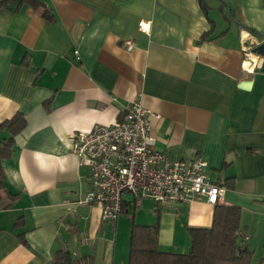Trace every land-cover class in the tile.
Here are the masks:
<instances>
[{
	"label": "crops",
	"instance_id": "1",
	"mask_svg": "<svg viewBox=\"0 0 264 264\" xmlns=\"http://www.w3.org/2000/svg\"><path fill=\"white\" fill-rule=\"evenodd\" d=\"M41 1L52 19L28 3L0 12V122L17 112L27 120L3 159L5 185L20 196L0 205V264H52L59 248L91 259L83 264H128L133 223H159L160 249L175 253L190 250L189 228L212 226L215 205L205 199H144L117 221L77 204L89 183L72 133L118 122L134 101L152 112L156 149L208 160L225 203L241 207L240 241L259 264L264 72L243 71L242 32L264 33V0ZM9 136L0 129V143Z\"/></svg>",
	"mask_w": 264,
	"mask_h": 264
},
{
	"label": "built area",
	"instance_id": "2",
	"mask_svg": "<svg viewBox=\"0 0 264 264\" xmlns=\"http://www.w3.org/2000/svg\"><path fill=\"white\" fill-rule=\"evenodd\" d=\"M140 28L149 31L150 23L143 21ZM242 36L245 41L242 69L253 73L262 59L252 51L254 34L243 30ZM126 46L132 49L134 42L127 40ZM75 54L79 58L78 50ZM151 114L134 101L118 122L97 123L89 130L74 131L71 135L72 151L88 169L89 189L77 204L99 205L103 221H117L126 204L133 208L144 199L153 200L157 206L197 199L213 205L226 204V187L208 176L207 159L199 155L194 159L173 160L155 148Z\"/></svg>",
	"mask_w": 264,
	"mask_h": 264
},
{
	"label": "trees",
	"instance_id": "3",
	"mask_svg": "<svg viewBox=\"0 0 264 264\" xmlns=\"http://www.w3.org/2000/svg\"><path fill=\"white\" fill-rule=\"evenodd\" d=\"M25 3L37 9L42 8L43 16L52 19V11L41 0H0V12H18ZM202 6L206 10L204 2ZM252 33L263 35L253 30ZM23 63L28 64L27 57ZM26 125L27 120L22 112H17L11 118L0 122V129L10 135L0 143V205L4 208L12 207L20 193H13L7 189L3 159L11 156L15 137ZM240 222V206L216 204L211 227L189 228L192 245L186 253L160 249L159 223L153 225L133 223L128 264H252L254 252L240 241ZM18 237L25 241L22 233L18 234ZM89 261L91 259L75 258L67 248H59L52 257V264H83ZM259 264H264V258Z\"/></svg>",
	"mask_w": 264,
	"mask_h": 264
},
{
	"label": "water",
	"instance_id": "4",
	"mask_svg": "<svg viewBox=\"0 0 264 264\" xmlns=\"http://www.w3.org/2000/svg\"><path fill=\"white\" fill-rule=\"evenodd\" d=\"M254 36L256 41H254L252 51L262 59L259 69L264 72V33L263 35L254 34Z\"/></svg>",
	"mask_w": 264,
	"mask_h": 264
},
{
	"label": "rangeland",
	"instance_id": "5",
	"mask_svg": "<svg viewBox=\"0 0 264 264\" xmlns=\"http://www.w3.org/2000/svg\"><path fill=\"white\" fill-rule=\"evenodd\" d=\"M122 215H126V212L123 211V212L121 213L120 217H121ZM255 255H256V256H255L256 259H259L261 256H264V247H260L259 249H257V250L255 251Z\"/></svg>",
	"mask_w": 264,
	"mask_h": 264
}]
</instances>
